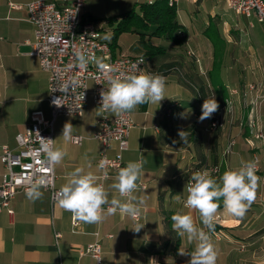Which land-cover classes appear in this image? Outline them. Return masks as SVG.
<instances>
[{
	"label": "crops",
	"instance_id": "0c3cea01",
	"mask_svg": "<svg viewBox=\"0 0 264 264\" xmlns=\"http://www.w3.org/2000/svg\"><path fill=\"white\" fill-rule=\"evenodd\" d=\"M30 1L0 0V146L6 144L14 150L15 135L29 124L34 111L41 110L46 118L51 117L47 101L48 73L30 53L34 40V27L27 18L26 5ZM148 1L85 0L82 18L92 21L100 38L110 44L104 34L112 32L113 25L109 26L105 19L138 10ZM172 3L182 27L176 37L185 38L181 44L153 36L154 27L150 26L146 31H133L137 37L127 40L119 34L112 47L113 55H143L146 68L166 78V97L159 105L142 104L129 112L134 125L129 130L128 147L122 151V158L125 166L130 161H144L134 192L144 201L139 205V218L135 220L117 212L105 215L100 223L80 222L73 228L72 214L62 209L58 201H52L47 189L40 187L42 195L36 200H29L26 192L18 189L10 202L13 213L0 211V264H150L153 259L156 264H188L190 256L179 255V249L191 252L195 242L189 243L186 236L180 237L173 231L171 217L177 212L190 211L184 208L189 168L218 165L219 172L213 177L218 179L225 171L238 169L242 160L253 161L254 157L258 159L256 175L261 178L254 203L244 218L239 219L229 215L223 201H219L215 231L209 234L218 253L216 264H264V120L261 115L264 86L259 88L256 82H247L233 67L229 66L231 71H228L226 64L234 61L238 46L225 34V30L246 29L264 61V25L256 20L259 24L255 26L252 20L246 19L251 16L230 10L226 0H172ZM209 24L215 25L225 46L220 55V65L225 66V71L214 76L210 70L212 43L203 33ZM149 42L163 46L164 52L148 56L145 44ZM212 94L219 104L212 116L221 119V124L213 129L210 128L212 117L199 120L203 101L212 98ZM227 98L232 99L231 111L226 107ZM174 100L179 104L164 112V103ZM100 115V108L88 97L81 115L54 118L53 147L66 152L63 160L53 166L56 188L61 189L67 183L68 174L78 167L84 168L85 173L92 172L99 181L97 158L103 146L93 133L98 128ZM66 123L73 126L72 134L83 136L81 143L63 139ZM180 130L188 132L186 143L180 140ZM257 133L261 136L255 137ZM231 138L234 143L227 151ZM106 151L114 155L118 152L117 144L112 142ZM4 171L5 167L0 165V181ZM115 177L106 178L102 183L109 200L124 199L111 187ZM108 206L103 207L106 210ZM191 214L196 226L204 228L198 212L192 210ZM137 225L144 227L139 232L132 230ZM204 231L208 230L204 228ZM94 242L101 248L100 262L90 254L80 253Z\"/></svg>",
	"mask_w": 264,
	"mask_h": 264
},
{
	"label": "built area",
	"instance_id": "2783aa9c",
	"mask_svg": "<svg viewBox=\"0 0 264 264\" xmlns=\"http://www.w3.org/2000/svg\"><path fill=\"white\" fill-rule=\"evenodd\" d=\"M84 2L85 0H31L26 5L27 18L34 27L30 53L37 57L40 68L48 73L47 101L51 117L46 118L41 110L34 111L29 124L15 135L16 149L6 144L0 146V165L5 167L0 181V211L5 209L12 214L10 202L16 191L21 189L26 192V189L40 177L47 181L42 187L49 191L50 199L58 201L57 193L60 189L54 185V169L48 163L40 137L53 140L52 125L56 116L82 114L88 99L89 80L93 83L91 90L93 103L100 108V92L108 87L110 78L129 74L133 71V64L138 65L137 74L139 72L155 74L146 68L143 55H113L110 45L100 38L95 24L82 18ZM148 3H152V0ZM168 4L172 5V0H168ZM10 5L18 7L13 3ZM226 5L236 13L246 16L254 14L257 21L264 25V0H226ZM77 52L85 54L86 57H95V60L89 59L87 65L81 68L76 57ZM57 98L62 106L57 107L53 103ZM261 98L264 99V94ZM226 101L227 110L231 111L232 99L227 98ZM178 104L177 100L164 103L163 110L169 112L172 106ZM97 124L98 128L93 137L103 146L97 158L98 166L101 161H105V169L99 168L98 183L102 184L104 179L116 176L120 168L125 167L122 151L128 147L129 130L134 123L129 112L115 115L101 110ZM220 124L221 119L212 116L210 128H216ZM259 136L260 133L255 134V137ZM72 137L71 142L75 144L81 143L83 139V136L78 134H72ZM112 142L117 144L118 152L109 155L106 149ZM233 143L234 139L231 138L227 144V151ZM252 162L257 168V157H254ZM105 170L108 173L107 177L104 176ZM195 171H208L212 177H216L219 167L210 164ZM133 218L137 220L139 215ZM79 224L80 221L74 220L71 216L72 227L77 228ZM58 236L59 233L56 232L55 237ZM100 252L101 248L97 242L90 243L80 250L81 254H90L97 262H100Z\"/></svg>",
	"mask_w": 264,
	"mask_h": 264
},
{
	"label": "clouds",
	"instance_id": "9594fccd",
	"mask_svg": "<svg viewBox=\"0 0 264 264\" xmlns=\"http://www.w3.org/2000/svg\"><path fill=\"white\" fill-rule=\"evenodd\" d=\"M105 39H110V37L106 36ZM76 57L81 68L87 65L89 59L95 60V57H86L81 52H77ZM96 62L99 63V61ZM132 69L133 71L129 74L110 78L108 87L101 90L100 109L103 112L120 115L133 111L138 105L148 103L159 105L160 101L166 97V78L163 75L144 72L137 74V64H133ZM66 88L67 86L65 90ZM58 101L59 98L53 103L57 107L62 106L63 104ZM218 108L219 104L212 94V98L203 101L199 120L210 119ZM72 128L71 123L64 125L62 136L65 141L73 139ZM178 135L181 141L187 142V131L180 130ZM40 140L48 163L52 166L59 164L66 152L53 147L51 139L40 137ZM143 164V160L130 161L125 167L120 168L111 187L124 199L113 197L111 200H109V193L104 185L97 182V176L92 172L85 173L84 168L78 167L68 174L67 183L57 193L58 203L62 209L72 214L74 220L86 224L100 223L105 219V215H114L117 212L136 217L140 213L139 205L144 202L142 198L138 199L134 195L138 188L137 181L142 174ZM98 167L105 169V161H101ZM107 175L105 170L104 176L107 177ZM260 179L256 175L255 163L243 160L238 169L227 170L218 179L213 178L208 171L192 173L185 187L187 198L184 202V208L190 211L188 213L177 212L171 217L173 231L180 237L186 236L189 243L195 242V248L191 252L183 248L179 249V255L190 256L188 264H216L218 253L209 233L215 231L219 201H223V208L229 215L243 219L256 199ZM46 183L44 177L36 179L26 189L27 198L29 200L40 198L42 193L39 189ZM177 198H179L178 195ZM105 205H109L106 210L103 207ZM192 210L198 212L199 219L204 228L208 230L207 232L204 228L196 226L191 214ZM143 227L144 225H137L132 230L139 232ZM150 264H156V261L150 260Z\"/></svg>",
	"mask_w": 264,
	"mask_h": 264
},
{
	"label": "trees",
	"instance_id": "16d2710c",
	"mask_svg": "<svg viewBox=\"0 0 264 264\" xmlns=\"http://www.w3.org/2000/svg\"><path fill=\"white\" fill-rule=\"evenodd\" d=\"M93 19H97L94 17ZM106 22L109 26L113 25V37L109 44L111 51L115 45L116 38L119 33L124 31H138L137 29L148 30L153 26V36H163L166 39L173 40L178 43L184 41V37H176V34L182 31V27L178 24L176 9L173 5L168 4V0H155L152 3H143L138 10H130L120 15H112L107 17ZM204 35L211 41L213 48V67L220 66L222 59L221 53L225 51L224 41L220 38L215 25L209 24L203 31ZM146 52L148 56L164 52V47L159 44L146 43ZM145 58V57H144ZM146 61V60H145ZM200 168L199 166H191L189 168V176Z\"/></svg>",
	"mask_w": 264,
	"mask_h": 264
},
{
	"label": "rangeland",
	"instance_id": "374dc122",
	"mask_svg": "<svg viewBox=\"0 0 264 264\" xmlns=\"http://www.w3.org/2000/svg\"><path fill=\"white\" fill-rule=\"evenodd\" d=\"M245 17V16H244ZM246 19L252 20L253 24L256 26L259 23L256 21V17L254 14L251 15V17H246ZM106 25L104 26V28ZM107 28V27H106ZM139 32H142L143 29H137ZM226 31V37L229 38L231 41H236L234 44L235 46H238V49H236L237 56L235 57L234 61L232 63L228 62L226 64V68L228 67V71L230 72V68L233 67L234 71L238 72L242 77L245 76V80L247 82H251L252 84H255L259 88L264 86V61H262L259 57L260 53L256 49V47L252 43V37L248 35L247 30H239L237 31ZM109 33L110 39L109 41H112L113 37V29L112 32L106 31L104 36H108ZM121 34V38L123 37L124 40H127L129 37H137L136 34L133 31H124L119 33ZM118 38V36H117ZM127 42V41H126ZM233 48V47H232ZM232 58V57H230ZM213 61V60H212ZM230 66V68H229ZM225 66H215L213 67V62L210 64V70L212 76L219 73V71H225ZM240 83V82H239ZM89 86V94L88 97L92 98L91 96V90L93 83L91 80L88 81ZM262 120H264V109L261 111Z\"/></svg>",
	"mask_w": 264,
	"mask_h": 264
}]
</instances>
